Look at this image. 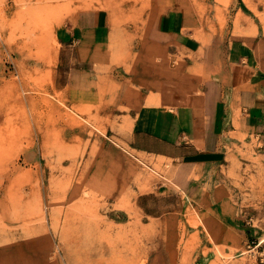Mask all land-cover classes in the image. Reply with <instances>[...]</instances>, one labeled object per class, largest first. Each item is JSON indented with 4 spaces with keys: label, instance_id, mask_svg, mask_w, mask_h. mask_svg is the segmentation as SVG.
Wrapping results in <instances>:
<instances>
[{
    "label": "rangeland",
    "instance_id": "rangeland-1",
    "mask_svg": "<svg viewBox=\"0 0 264 264\" xmlns=\"http://www.w3.org/2000/svg\"><path fill=\"white\" fill-rule=\"evenodd\" d=\"M252 1L205 0L204 11ZM85 2L0 0V264H264L251 214L232 228L230 208L215 223L214 207L165 196L164 168L130 155L100 111L63 89L59 28ZM136 2L85 5L128 8L131 21ZM249 177L228 192L244 216L262 194Z\"/></svg>",
    "mask_w": 264,
    "mask_h": 264
},
{
    "label": "crops",
    "instance_id": "crops-1",
    "mask_svg": "<svg viewBox=\"0 0 264 264\" xmlns=\"http://www.w3.org/2000/svg\"><path fill=\"white\" fill-rule=\"evenodd\" d=\"M85 3L59 28L63 89L100 111L130 155L164 168L165 196L214 207L215 223L230 208L232 228L251 214L264 232V1L217 5L210 18L205 0H138L131 21L128 8ZM237 174L244 188L260 177L245 216L228 197Z\"/></svg>",
    "mask_w": 264,
    "mask_h": 264
}]
</instances>
